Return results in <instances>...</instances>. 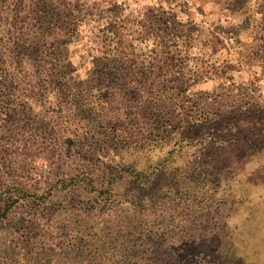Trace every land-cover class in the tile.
<instances>
[{
	"label": "rangeland",
	"instance_id": "374dc122",
	"mask_svg": "<svg viewBox=\"0 0 264 264\" xmlns=\"http://www.w3.org/2000/svg\"><path fill=\"white\" fill-rule=\"evenodd\" d=\"M17 2L0 264H264V0Z\"/></svg>",
	"mask_w": 264,
	"mask_h": 264
},
{
	"label": "trees",
	"instance_id": "16d2710c",
	"mask_svg": "<svg viewBox=\"0 0 264 264\" xmlns=\"http://www.w3.org/2000/svg\"><path fill=\"white\" fill-rule=\"evenodd\" d=\"M28 0H18V2L16 4H20L22 7H24L25 2H27ZM31 2V4H29L28 6H34V7H38L39 4L34 3V0H29ZM47 1V0H45ZM43 8H45L44 13L39 14L36 13V16H32L31 15L27 16V17H23L24 19H19L18 21H16L15 23L18 24V22L22 23V28H24L25 26H37V25H41V26H48V28H52L56 25H58V23L60 22L54 14H51L48 12L47 10V6L43 5ZM33 13V12H32ZM9 95V94H8ZM10 101L7 103V107L5 108V115L6 117H8L9 115H11L14 111L12 110L11 106H10ZM11 117V116H10ZM51 204V202H50ZM48 262H52L50 258L47 259Z\"/></svg>",
	"mask_w": 264,
	"mask_h": 264
}]
</instances>
